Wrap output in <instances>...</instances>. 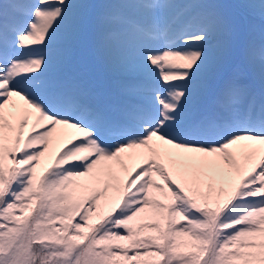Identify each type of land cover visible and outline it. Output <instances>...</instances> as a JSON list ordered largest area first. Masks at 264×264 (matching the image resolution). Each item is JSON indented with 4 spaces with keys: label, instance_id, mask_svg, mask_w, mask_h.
I'll list each match as a JSON object with an SVG mask.
<instances>
[{
    "label": "snow or ice",
    "instance_id": "6c2138e0",
    "mask_svg": "<svg viewBox=\"0 0 264 264\" xmlns=\"http://www.w3.org/2000/svg\"><path fill=\"white\" fill-rule=\"evenodd\" d=\"M0 264H264V0H0Z\"/></svg>",
    "mask_w": 264,
    "mask_h": 264
},
{
    "label": "rangeland",
    "instance_id": "374dc122",
    "mask_svg": "<svg viewBox=\"0 0 264 264\" xmlns=\"http://www.w3.org/2000/svg\"><path fill=\"white\" fill-rule=\"evenodd\" d=\"M152 76H153V78H151V79L153 82L158 80V75L156 73H153ZM125 80H126V78H123L120 81H117V83H115L114 90L115 89L119 90L120 86L125 82Z\"/></svg>",
    "mask_w": 264,
    "mask_h": 264
}]
</instances>
